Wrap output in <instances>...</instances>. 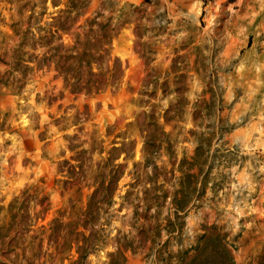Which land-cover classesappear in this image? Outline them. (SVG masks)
<instances>
[{"label":"rangeland","instance_id":"rangeland-1","mask_svg":"<svg viewBox=\"0 0 264 264\" xmlns=\"http://www.w3.org/2000/svg\"><path fill=\"white\" fill-rule=\"evenodd\" d=\"M99 13L126 67L118 94L75 97L53 72H34L19 96L0 89V227L27 189L49 197L46 226L82 224L101 183L97 221L81 228L85 264H193L197 248L207 251L196 264H264V0H91L72 33ZM17 20L0 1V40ZM201 134L211 138L194 170L201 200L168 235ZM40 225L31 264L55 252L45 241L37 257ZM4 241L0 264H25ZM78 260L73 245L56 264Z\"/></svg>","mask_w":264,"mask_h":264},{"label":"trees","instance_id":"trees-1","mask_svg":"<svg viewBox=\"0 0 264 264\" xmlns=\"http://www.w3.org/2000/svg\"><path fill=\"white\" fill-rule=\"evenodd\" d=\"M0 1L14 5L18 13V20L10 25L12 34L4 35L0 40V66L4 68L0 71V89L5 88L11 95L19 96L24 89L23 82H27L34 72H53L75 97L90 98L120 92L126 67L119 58L112 56V42L118 35L116 29L109 24H101L102 15L99 13L78 26L80 32L72 33L78 21L85 16L91 0ZM49 4L53 12L49 10ZM137 35L141 38L139 32ZM67 37H72V41L67 40ZM195 142V156L182 165L183 169L186 168L184 177L188 183L181 184L169 204L174 220H168L167 229H164L168 235L180 231L182 225L178 222L185 217L181 215L196 208V203L201 200L197 191L201 170H194L204 164L205 147H210L211 138L201 134L195 137ZM31 192L32 189L25 190L9 204V220L0 227V239H4L5 245L12 251L21 246L23 261L31 264L27 254L36 238L30 237L28 241L29 234L32 227L41 222L42 238L37 245V257L43 255L45 241L47 251L54 248L55 252H45L44 258L49 257V260L40 264L64 261L73 245L79 251L78 264H85L88 238L81 228L85 230L97 221L101 211V183L89 197L82 224L77 221L67 222L63 216H59L46 226L43 223L51 207L49 197L42 190H36L33 195ZM32 202L37 211L35 219L31 213ZM155 229L156 237H159L160 226ZM196 251L193 264L200 261L207 248L201 251L197 248Z\"/></svg>","mask_w":264,"mask_h":264}]
</instances>
